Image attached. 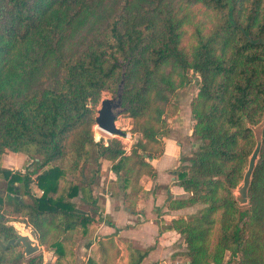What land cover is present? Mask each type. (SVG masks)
<instances>
[{
  "label": "trees",
  "instance_id": "16d2710c",
  "mask_svg": "<svg viewBox=\"0 0 264 264\" xmlns=\"http://www.w3.org/2000/svg\"><path fill=\"white\" fill-rule=\"evenodd\" d=\"M198 6L209 22L195 21L190 8ZM185 26H192L188 46ZM189 72L199 80L189 103L198 148L187 167L174 170L186 196L168 198L167 207L201 208L164 230L181 236L179 255L188 264H264V140L250 207L241 211L230 193L255 146L243 118L255 126L264 112V0H0V239L16 237L4 213L13 203L56 256L53 264H63L65 246L94 223L72 201L83 187L91 195V179L74 181L91 157L111 163L130 187L124 201L134 211L140 178L154 176L150 160L162 152L168 115L178 113L171 101L190 83ZM121 80L120 115L133 124L128 152L116 138L95 141L92 131L103 94H115ZM6 153L27 156L33 170L3 168ZM19 190L29 202L16 199ZM16 247L0 251V264L7 254L11 264H43L41 253L23 260Z\"/></svg>",
  "mask_w": 264,
  "mask_h": 264
},
{
  "label": "crops",
  "instance_id": "0c3cea01",
  "mask_svg": "<svg viewBox=\"0 0 264 264\" xmlns=\"http://www.w3.org/2000/svg\"><path fill=\"white\" fill-rule=\"evenodd\" d=\"M190 97L191 93L180 92L178 113L170 117V121L167 119L170 134L162 138L160 155L150 160L154 176L143 175L140 178L141 189L136 197L134 211L128 208L130 202L124 201V194L129 192L130 187H123L111 171L110 162L101 159V166L94 176L92 171L88 176L84 172L79 174L80 180H92L91 195L83 187L78 196L85 211L77 208L74 199L72 201L76 211L90 215L94 223L86 225L85 229L80 228L65 246L67 256L63 264H130L136 263L138 255L144 252L146 255L139 264H188L187 258L179 255L184 251L181 236L164 228L169 226L173 218L195 215L192 212L194 206L176 211L167 207L168 198L186 196L174 185V170L189 160L181 154L186 143L196 141L190 137L194 123L189 109ZM36 190L37 193H34ZM36 190L32 189L31 192L39 196ZM108 239L112 241L113 247L108 245ZM41 254L43 264L46 263V257H49L48 264L56 260L52 251H44L42 247Z\"/></svg>",
  "mask_w": 264,
  "mask_h": 264
},
{
  "label": "rangeland",
  "instance_id": "374dc122",
  "mask_svg": "<svg viewBox=\"0 0 264 264\" xmlns=\"http://www.w3.org/2000/svg\"><path fill=\"white\" fill-rule=\"evenodd\" d=\"M190 11H191V13L194 16L195 21H197L198 23L199 22L203 23L205 21L209 22V19L207 18V12L205 10H203L201 7L198 6V7H195V8H190ZM206 28H209V27L206 26L205 29ZM191 33H192V26L191 27L185 26L184 27V34L185 35H184V38H183V45L184 46H188L189 44H191V42H192ZM189 75H190V83L176 91V93L174 95V99H173V101H171L172 106H174V105L178 106V103L180 102V100H179L180 92L191 93V97L190 98L194 97V95H195V93L197 91V88H198V84H199L198 81L199 80H198V77H197L196 74H194L192 72H189ZM114 96H115V94H113V93H104L102 98H101V100H103V99H112ZM99 106H100V103L96 107V110L99 108ZM177 110H179V108ZM95 116H96V113H95ZM168 116L169 117L167 119L170 121V119H172L170 117H173V114H169ZM116 125L121 130L123 128L127 127V132H129L130 134L133 132L132 131L133 124H132V120L130 118H127L125 116L119 115L116 118ZM95 126H96V124L92 127L93 136H94L95 141H99L102 138L104 143H105L109 138H116V139L120 140L122 143L125 142L124 144H126V147H129V150H130L131 146L129 144H127V140H123V138L119 137V136L97 135L96 134L97 131L95 129ZM169 127H170V124H169ZM169 131H171V130H169ZM169 134H170V132L168 133V135ZM197 148H198V141H194L193 143H191V141H189L188 144L186 143V147L184 149H182V153L181 154H182L183 157H185V159H189V158H191L193 152H195L197 150ZM259 159H260V156H259ZM100 160L101 159H99V161ZM99 161H98V163H99ZM185 161H184V163L181 166L187 167L188 162H185ZM30 164H31V159L28 158L25 155H12L10 153H6L3 156V160H2L3 168H5L7 170H10L11 172L25 173L27 170L29 172H31L33 170L34 166H30ZM100 166H101L100 163H99V165H96L95 162L93 161L92 157H91L90 160L88 161V163L83 168V172H84L85 176H88L90 171H93V170H95L96 167H100ZM79 174L76 175L74 181L80 182V175ZM3 186H4V184L1 182L0 183V187H3ZM31 186L32 185H30L31 191H32V189L36 190V188L34 186L33 187H31ZM65 186H67L66 182H64V183L62 182L61 183V187L65 188ZM34 193H37V190ZM15 195L17 197V200L20 201L21 203L29 202L28 197L26 195H24L22 191L19 190L18 192L15 193ZM74 202H76V206H77L78 209L85 211L86 208L79 201V197L75 198ZM249 207H250V203H249V205L244 206V207H238L237 206V208H239L241 211H245ZM194 208L192 209V212H194L193 214H196L199 211V209L201 208V206L195 205ZM12 209H13V203H10L8 206H5V209H4V213L6 214L5 215L6 216V220H9L8 224L11 225L14 228V230H16L17 232H21V233L31 232L29 226L21 218V214L13 213ZM190 218H188V219H190ZM214 233H215V229H214L213 235H215ZM16 253H18L20 256H22L23 260H26V258L23 257V250H22L21 246L16 247V250L14 251V254H16ZM40 253H41V251L39 253L35 254V255H38ZM35 255H33V256H35ZM10 256L11 255H8V254L4 255L3 260H2V264H11V259L12 258ZM228 258H229V253H226L224 260L226 261V260H228ZM236 261H237V259H232V261L229 264H236L235 263ZM44 262H46L45 264H48L49 257H46Z\"/></svg>",
  "mask_w": 264,
  "mask_h": 264
},
{
  "label": "water",
  "instance_id": "95a60500",
  "mask_svg": "<svg viewBox=\"0 0 264 264\" xmlns=\"http://www.w3.org/2000/svg\"><path fill=\"white\" fill-rule=\"evenodd\" d=\"M122 85L123 80H121L115 96L112 99L101 100L100 106L96 110V127L100 131L110 136L124 137L126 135V133L119 129L116 125L117 116L125 111L124 107H122L121 100ZM243 121L246 124V128L250 130L254 136L255 146L248 157L247 165L244 168L241 182L235 188L230 190L231 196L238 207H244L250 203L249 189L252 184L254 171L259 161L260 151L264 140V112L261 121L255 126H251L245 118H243ZM30 230L31 232L25 233L14 230L16 235L15 238H12L6 242L0 239V251H5L11 246H21L23 250V257L26 259L39 253L41 251L39 241L34 231L31 228Z\"/></svg>",
  "mask_w": 264,
  "mask_h": 264
},
{
  "label": "built area",
  "instance_id": "2783aa9c",
  "mask_svg": "<svg viewBox=\"0 0 264 264\" xmlns=\"http://www.w3.org/2000/svg\"><path fill=\"white\" fill-rule=\"evenodd\" d=\"M122 130L126 133V135L124 137H122L123 140H127V144L130 145L131 144V134L129 132H127V127L123 128ZM124 143L125 142H123L124 150L126 152H128L129 151V147H126V144H124Z\"/></svg>",
  "mask_w": 264,
  "mask_h": 264
},
{
  "label": "bare ground",
  "instance_id": "6f19581e",
  "mask_svg": "<svg viewBox=\"0 0 264 264\" xmlns=\"http://www.w3.org/2000/svg\"><path fill=\"white\" fill-rule=\"evenodd\" d=\"M95 129H96V131H97V135L99 134V135H108V134H106V133H104V132H102V131H100L96 126H95Z\"/></svg>",
  "mask_w": 264,
  "mask_h": 264
}]
</instances>
